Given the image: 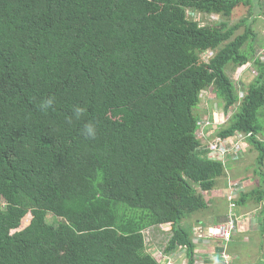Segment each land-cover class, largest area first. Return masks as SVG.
<instances>
[{
	"label": "trees",
	"instance_id": "1",
	"mask_svg": "<svg viewBox=\"0 0 264 264\" xmlns=\"http://www.w3.org/2000/svg\"><path fill=\"white\" fill-rule=\"evenodd\" d=\"M262 2L0 0V264H161L153 228L196 264L182 223L232 160L196 137L205 91L232 111L213 138L242 134L257 154L258 186L233 213L261 205L264 218ZM239 6L249 18L228 24ZM248 63L257 76L238 93L227 71Z\"/></svg>",
	"mask_w": 264,
	"mask_h": 264
},
{
	"label": "rangeland",
	"instance_id": "2",
	"mask_svg": "<svg viewBox=\"0 0 264 264\" xmlns=\"http://www.w3.org/2000/svg\"><path fill=\"white\" fill-rule=\"evenodd\" d=\"M259 2L263 3L262 0H259ZM259 13H260V9L258 8V5L256 4L253 9V16L250 18V20L253 21L252 26L255 32L258 33L260 39L264 41V14L259 16L258 15ZM244 18H249V9L247 7L239 6L233 11L231 20H228V24L233 25ZM194 19L197 20L201 25L214 24V23L221 21V19L215 15H210V16L195 15ZM241 31L242 30H240L239 32ZM257 54L260 56L261 60H264V49H259ZM208 56L209 54L203 57L204 59H207ZM227 72L231 80L234 82L238 93H240L248 84L253 82V80L257 76V71L251 63L245 66L239 67L234 71H231L230 69H228ZM203 95L201 96V99H200L201 103L198 106V108H196L194 113L198 114L201 120H207V119L213 120L212 121L213 123H211V125L207 127L208 129H206L207 132L210 131L211 134L209 136H211L215 130H217L220 126L224 125L227 122V120L232 114L231 113L232 111L224 113L220 102L209 91H205ZM213 114H214V117H213ZM262 118L264 120V111H263ZM222 119H223V122H221ZM259 122L262 123L261 120ZM263 130H264V124H263ZM213 137L214 135L211 136V139ZM259 137H260V140L264 141V131L260 134ZM201 140L202 142L204 141L203 139ZM243 151L244 153L242 154L241 157L232 159L231 161H229L231 162V166L234 171L229 172L227 168L226 174H227V179L229 178V181L231 182H237L236 180L243 181L242 186L243 188H247V191H248L258 186V178L254 173V170L256 167L255 159H256L257 154L248 144L244 145ZM227 179H226V176L224 178L219 179L217 181V186L215 190H213L212 192L202 193L203 197L205 198L209 206L205 211L193 214L188 219H186L182 223V226L184 229L186 230H189V228L193 229L194 227H196L198 224H201V223L210 224L213 222L221 223L224 221L225 215L229 211L227 202L224 199L225 192L223 193L222 198L219 194H217L218 196H216L215 194L219 190H220L219 192L224 191V189L226 188L225 182ZM227 188L225 189V191L227 190ZM260 209H261V205H258L255 209L253 205H250L248 208H246L245 206H242L240 208L241 211H239V213L236 216H243L247 214H249V216H252V217L255 214L256 216H261ZM30 219H31V215L27 214L22 219L19 229H23L24 227H26L29 224ZM47 222L49 224H53L55 223V218L53 219L51 215H48ZM257 228L259 227L253 224L252 226H249L247 228V231L243 233V235H241L240 238L236 237L235 238L236 244L228 245L231 249L230 251L232 253L238 252L240 255H242V257H244L245 254L249 256V254L247 253V251H249L250 256H252V248L250 247V243L243 240V236L244 235L246 236L248 234V237H250L252 234L257 233L256 232ZM143 235H144L146 252L149 253L150 255H155L154 258L158 262L161 263V261H163V258H160L161 256L160 254L165 248V245L168 239V233L161 231L157 228H153V229H148V230L143 231ZM263 242L264 240H261V242L258 245L260 246L261 243ZM199 246H200V251H204L201 248L200 242H194V247H195L194 253L195 251L198 250ZM217 254L218 252H213L212 256L217 257ZM231 255L233 257V254ZM233 264H239V263L236 260V262H233Z\"/></svg>",
	"mask_w": 264,
	"mask_h": 264
},
{
	"label": "built area",
	"instance_id": "3",
	"mask_svg": "<svg viewBox=\"0 0 264 264\" xmlns=\"http://www.w3.org/2000/svg\"><path fill=\"white\" fill-rule=\"evenodd\" d=\"M195 16V15H194ZM259 56V55H258ZM260 57V56H259ZM204 92L201 93V96ZM204 97V95H203ZM214 117V114H213ZM213 120H200L199 129L196 133L198 139H203L207 143V150L212 153L213 156H218L222 163L224 164L227 159L238 157L243 151V142L245 137L242 134H234L229 138H219L215 137L209 141H206L207 134L204 130L211 125ZM223 122V119L221 120ZM216 124V123H215ZM243 181L227 183V191L225 192L224 199L227 202L229 211L225 216L223 222L217 225H202L198 224L192 229V238L194 242L199 241H213L218 243L216 246L221 245L220 251L217 254V264H232V255L228 252V245L233 241V238L242 232L241 228L243 224L249 220L248 216H236L233 213V208L235 207L234 202L238 200L241 194L246 192L247 188H243ZM245 183V182H244ZM247 187V185H246ZM165 249V248H164ZM157 253V252H156ZM160 258H163L161 264H173L172 261H176L181 257L186 255V249L184 247H178L174 252L170 254L164 253V250L160 254ZM155 257V255H151ZM186 257V256H185ZM182 264V263H181ZM184 264V263H183ZM187 264V263H186ZM196 264H206L205 260L196 261ZM264 264V260L262 262Z\"/></svg>",
	"mask_w": 264,
	"mask_h": 264
},
{
	"label": "crops",
	"instance_id": "4",
	"mask_svg": "<svg viewBox=\"0 0 264 264\" xmlns=\"http://www.w3.org/2000/svg\"><path fill=\"white\" fill-rule=\"evenodd\" d=\"M204 132L207 134V137H209V135L211 134L210 131H206L204 130ZM203 143L205 144V142L203 141ZM228 170L229 172H233L234 170L232 169V166H231V162L229 163L228 165ZM234 174V173H232ZM229 181V179H228ZM236 181H239V180H236ZM259 183V181H258ZM225 185H226V188L228 187L227 186V183L225 182ZM225 188V189H226ZM224 189L223 192H219L217 191V193L215 194L216 196H218L217 194H219L222 198L223 196V193L226 192ZM250 191V190H248ZM214 195V197H215ZM209 206V204H208ZM256 207H254L255 209ZM241 211V210H240ZM254 215V214H253ZM243 216H248L249 217V220H247L241 230L242 232L239 233L237 236H235L233 238V241L230 243V244H236L235 242V238H240L241 235H243V233H245L247 231V228L249 226H252L253 224H255L256 226L259 227V224L262 223L263 226H264V218H262L261 216H256V214L253 216H249V214L247 215H243ZM205 224V223H204ZM206 225H217V223L213 222V223H210V224H206ZM256 232L255 234H252L250 237H248V234L245 236H243V240H245L246 242L250 243V247L252 248V256H250V253L249 251H247V253L249 254V256L247 254L244 255V257H242V255H240L238 252H234L232 253L230 250V247L228 246V252H230L231 254H233V262H237L239 264H262L263 260H264V242L261 243V245L259 246L258 244L261 242V240H264V229L262 228H257L256 229ZM259 236V237H258ZM261 239V240H260ZM201 243V248L204 250V251H200V246L198 247V250L195 251V254H196V261H200V260H205V263L206 264H217V258L212 256L213 252H218V250L220 251V248H221V245H219V247H217L216 245V242H213V241H199ZM215 244V245H213ZM254 245V246H253ZM239 246V245H238ZM236 247V246H235ZM200 251V252H199ZM207 254V255H206ZM248 257V258H247ZM252 258V259H251ZM181 260V261H180ZM232 262V264H233ZM173 264H186L187 263V260H186V257H181L179 258L178 260L176 261H172Z\"/></svg>",
	"mask_w": 264,
	"mask_h": 264
},
{
	"label": "clouds",
	"instance_id": "5",
	"mask_svg": "<svg viewBox=\"0 0 264 264\" xmlns=\"http://www.w3.org/2000/svg\"><path fill=\"white\" fill-rule=\"evenodd\" d=\"M249 64V63H248ZM247 65V64H246ZM245 66V65H244ZM46 103L50 104L51 103V100L47 101ZM87 131L89 132V134H92V129L91 128H88Z\"/></svg>",
	"mask_w": 264,
	"mask_h": 264
}]
</instances>
